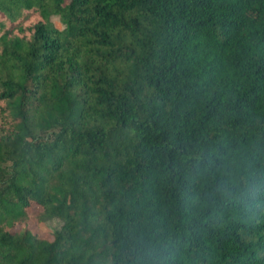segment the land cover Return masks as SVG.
<instances>
[{
	"label": "trees",
	"instance_id": "obj_1",
	"mask_svg": "<svg viewBox=\"0 0 264 264\" xmlns=\"http://www.w3.org/2000/svg\"><path fill=\"white\" fill-rule=\"evenodd\" d=\"M0 264H264V0H0Z\"/></svg>",
	"mask_w": 264,
	"mask_h": 264
},
{
	"label": "rangeland",
	"instance_id": "obj_2",
	"mask_svg": "<svg viewBox=\"0 0 264 264\" xmlns=\"http://www.w3.org/2000/svg\"><path fill=\"white\" fill-rule=\"evenodd\" d=\"M52 20L54 21L56 26H58L59 28H62L64 26V24L60 21L58 16H52ZM29 223L39 233L43 235H47V231L52 228L58 227L61 221L58 218H52V219L41 221V222H37L34 219H30Z\"/></svg>",
	"mask_w": 264,
	"mask_h": 264
}]
</instances>
